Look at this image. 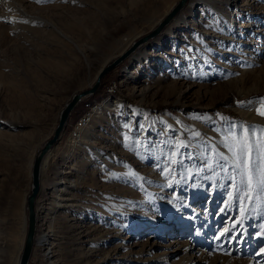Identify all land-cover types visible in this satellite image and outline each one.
I'll list each match as a JSON object with an SVG mask.
<instances>
[{
	"label": "rangeland",
	"instance_id": "obj_1",
	"mask_svg": "<svg viewBox=\"0 0 264 264\" xmlns=\"http://www.w3.org/2000/svg\"><path fill=\"white\" fill-rule=\"evenodd\" d=\"M177 1L0 2V264L18 263L32 159L52 135L66 100L90 86L102 66L158 24ZM217 1L227 10L224 0ZM238 1L247 9L248 26L237 16L222 19V38L205 29L211 33L205 46L189 27L200 17L201 25H210L215 14L198 4L192 19L186 14L194 0H188L157 38L108 71L96 92L72 109L60 139L44 157L36 198L35 233L46 230L56 215L55 255L44 259L34 241L28 264H264V191L257 186L248 193L226 147L241 126L252 128L246 135L253 155L256 142L264 139V115L257 112L264 106V0ZM20 12L39 20L22 18ZM183 17L186 24L180 23ZM229 23L234 27L228 31ZM178 25L185 27L186 41L180 36L175 44ZM170 30L174 34L167 35ZM187 34L203 49L212 40L218 44L206 54L188 44ZM183 46L190 50L179 58ZM160 48L174 52L166 55L180 62L176 67L160 63L154 71H173L175 85L170 78L126 75L137 58L145 62L144 54ZM247 52L257 59L254 64L245 60ZM184 75L185 81L179 79ZM145 79L151 81L146 87ZM179 82L195 85L183 94ZM108 98L123 100L145 116L131 120L114 111L104 120L93 109ZM88 101L92 108L84 112ZM84 128L97 135L92 142L78 140ZM62 170L69 173L62 198L70 200L52 213L48 208L58 196L51 184ZM152 221L155 226L149 227ZM188 242L195 251L186 256L179 249Z\"/></svg>",
	"mask_w": 264,
	"mask_h": 264
},
{
	"label": "bare ground",
	"instance_id": "obj_2",
	"mask_svg": "<svg viewBox=\"0 0 264 264\" xmlns=\"http://www.w3.org/2000/svg\"><path fill=\"white\" fill-rule=\"evenodd\" d=\"M3 1H6V0H0V2H3ZM188 1V0H187ZM187 1H186V3H187ZM221 1H223V0H221ZM232 2H233V4H232ZM248 2V1H247ZM186 3H185V5H186ZM223 3L224 4H226L228 7H227V10H225V9H223V7H221V6H219V5H222V4H219V1H217V0H194V2L193 3H191L190 4V6H189V12L186 14L187 16L189 15V16H191L192 17V19L194 18V11H196V9H195V6H197L198 4H202V5H208L209 6V10L212 12V13H214L215 15H214V18H213V20H211V23L212 24H206V26L204 27V25H201L202 23L203 24H205V20H203V21H200L201 20V18L202 17H200L199 19H197V20H195L193 23H192V25L189 27L192 31L194 30L195 32H197V33H192V35L193 36H195L196 38H197V36L199 35V37L201 36L202 37V44H204L205 46H206V43H205V40H204V38L207 36V35H209V34H211L210 32H208V30H205V29H210V28H213L215 31H216V34H214V38H216V39H220V38H222L221 36H220V34H221V31L220 30H218V29H220V28H222L223 29V25L221 24L223 21H222V19H227V20H230L231 19V21L232 20H236V18L237 17H240V24H243V25H246V26H248V24H247V20H246V17H245V15H244V12L243 11H247V9H242L241 7L243 6V3H239V1L238 0H224L223 1ZM245 3V2H244ZM230 4H232V5H230ZM230 6H231V8H230ZM15 9H17V11H21L22 9H20L19 7H14ZM182 9V8H181ZM180 10V9H179ZM177 13H178V11H177ZM20 14H21V16H22V18L24 17V18H27V19H29V20H39V18H37V17H35V16H31V15H28V14H26V13H24V12H20ZM248 14L250 15V12H248ZM177 14H175L174 16H172V18L166 23V24H164L163 26H162V29L160 30V32H159V34H157V35H155L154 36V38L153 39H155V38H157L160 34H161V32L163 31V29L172 21V19L176 16ZM185 15V16H186ZM232 16H235V19L232 17ZM237 16V17H236ZM20 18V17H19ZM182 20V21H181ZM161 21V20H160ZM180 23H182V24H186V20H185V17H183L182 19H180ZM211 25H213V27L211 26ZM214 25H216L217 27H215ZM234 25V24H233ZM179 26V31H177V32H174V33H171V30L167 33V35H170V34H174L173 35V40H174V42H175V44H176V42H177V39H180L181 37L180 36H183V38L185 39V41H186V37L184 36L185 35V33H182L181 34V31L185 28V27H183L182 25L180 26V25H178ZM228 26V31L230 30V29H232L234 26H232V25H230V23L227 25ZM207 27V28H206ZM220 27V28H219ZM245 28V27H244ZM241 31V30H240ZM59 33L61 34V32L59 31ZM214 33V32H213ZM198 34V35H197ZM190 34H187L186 36H187V38L190 40V42L188 43V44H190L191 45V47H195V48H198L200 51H203V50H207V52H206V54L209 52V53H212L211 52V45L212 44H216L217 43V40H212V41H210L209 43H210V46L209 47H207V48H204L203 49V47L201 46V45H199L198 43H196V41H193L192 39L194 38V37H191V36H189ZM65 36V35H64ZM224 37V36H223ZM149 39L148 41L150 42V41H152L153 39ZM132 41V40H131ZM129 42L128 44H126V47H125V49L133 42ZM146 43V42H145ZM144 43V44H145ZM148 43V42H147ZM144 44H142L140 47H142ZM174 44V45H175ZM218 44V43H217ZM155 46H157L156 44H155ZM162 46V45H161ZM140 47H138L132 54H130L129 56H131V55H134V53L135 52H138L139 51V48ZM174 49V48H173ZM213 49V48H212ZM158 50H162V48H160V49H155V50H152V51H149L148 53H146V54H144L145 56H144V58H143V60L145 61V62H143L141 59H139V58H137L136 59V61H135V63H134V65H133V67H134V70H127V71H125L126 72V75H130V74H133L134 75V79H137V78H139L140 77V74H141V76H143V75H146L147 76V78L148 77H153L152 79L155 81V80H158V79H166V78H168V80H169V78L173 81L172 82V84H176V81H178V78H176L177 76H173V74H171V72H173V71H171V72H164L163 70H164V68H162L161 70H158V74L156 73V71H154L156 68H160V63H165L164 64V66H166L167 64L168 65H170V66H174V67H176V64H178L177 62H180L179 61V59H174L173 61L172 60H170L169 58H168V56L166 55V53L167 54H173L174 52H172V51H168V52H165V54H164V52L163 51H161V52H158ZM171 50V49H170ZM176 50H178V49H176ZM175 50V51H176ZM190 50V48L188 47H186V46H183V47H181V49H179L178 50V57L179 58H182L183 57V53H186V52H188ZM209 50V51H208ZM251 50V49H250ZM122 53V52H121ZM221 53H222V51H221ZM246 54H248L249 56H245L244 58H246L245 60L247 61V62H251L252 64H254L256 61H257V59L255 60V59H253L255 56L254 55H252L253 53L252 52H247ZM261 54V53H260ZM260 54L259 55H256V56H260ZM164 55V56H163ZM156 57H159V59H157V61H155V58ZM185 57V56H184ZM175 58V57H174ZM181 60V59H180ZM223 60V59H222ZM243 60V59H242ZM151 61H153V62H151ZM182 62V61H181ZM228 62H230V61H228ZM228 62H220L222 65H223V67H229V65H228ZM205 64H207V62L205 61L204 62ZM107 64V63H106ZM231 64V63H230ZM167 65V66H168ZM163 66V67H164ZM103 67V66H102ZM101 67V68H102ZM231 67V66H230ZM100 68V69H101ZM233 69H235V68H233ZM251 73H253V71H255L253 68H251ZM153 72H155V74H152ZM98 74V73H97ZM97 74H95V76H94V79H93V81L89 84V85H91L94 81H95V79H96V76H97ZM184 73H182V75H183ZM150 78H149V80H150ZM182 78V80L185 78L186 79V77H185V75L184 76H181V77H179V79H181ZM207 78V77H206ZM148 79H145L143 82H145V85H144V87H146L148 84L147 83H149V82H151V81H149ZM183 81H185V80H183ZM195 83V82H194ZM178 84V83H177ZM179 86L178 87H180L181 89H184L182 92H183V94H187V93H189L190 92V90L192 89V85H195V84H192V83H189V84H183L182 82H179ZM177 86V85H176ZM176 86H174V87H176ZM183 87V88H182ZM87 96H84L80 101H82L84 98H86ZM81 103V102H80ZM114 111H116V112H119L120 113V115L121 116H123V117H131L132 119L131 120H135L138 116L139 117H144L145 115V111H139L136 107H134V106H130L129 104H127L126 102H124L123 100H120V99H116V98H108V99H106V100H104L100 105H98V106H96L94 109H93V113L95 114H98V115H100V118H105V117H108V114H110V112H114ZM118 113V114H119ZM112 114V113H111ZM192 117V119L194 120V119H196V120H200V117L199 116H194V115H192L191 116ZM90 118V117H89ZM105 120V119H104ZM84 123V122H83ZM83 127V126H82ZM85 127V126H84ZM65 129V128H64ZM64 129L62 130V132L60 133V136H59V138H58V140L60 139V137H61V135H62V133H63V131H64ZM80 134H78V140L80 141V140H83L84 138H86V139H89V140H91V142L93 141L92 139L93 138H96L97 137V135H96V137H95V134H94V132H90L89 131V129H80ZM97 133V132H96ZM58 140L47 150V152L45 153V155H44V157L48 154V152L50 151V149L52 148V147H54L55 145H56V143L58 142ZM77 140V141H78ZM88 141V140H87ZM89 142V141H88ZM107 151V149L105 148V151H104V155L108 158L109 157V154L106 152ZM98 154H101L102 152H97ZM97 153H95V154H97ZM55 154V153H54ZM51 156V155H50ZM49 156V157H50ZM44 157H43V160H44ZM48 157L46 156L45 157V160L47 159ZM53 159V158H52ZM103 159V158H102ZM42 160V162H44ZM106 161V160H105ZM46 163H47V161H46ZM54 164V163H53ZM41 165H42V163H41ZM56 165V164H55ZM65 165V164H64ZM51 166V165H50ZM66 166V165H65ZM64 166V167H65ZM71 168V167H70ZM41 169V168H40ZM64 169V168H63ZM57 170V169H56ZM57 172V171H56ZM68 173V170L65 172V171H60V172H57V173H54V180H56V181H54L51 185H52V189H53V193L54 194H57V199H54V200H52L51 201V203H50V205H51V207H49L48 208V210L50 211V212H52V213H56L57 212V210L59 209V207L60 206H63V203H61L62 201H64V200H70V198H68V199H64V198H62V193L63 192H65L66 190H67V188H66V184H68V180H67V178H68V175H69V173ZM39 180H40V177H39ZM80 180V179H79ZM71 181V180H70ZM75 182V181H74ZM70 183V182H69ZM78 183V182H77ZM74 185H75V183H74ZM75 188V187H74ZM39 190H40V184H39ZM39 190H38V192H39ZM71 192V191H70ZM53 193H52V195H53ZM69 193V192H68ZM37 195H38V193H37ZM37 195H36V198H37ZM72 195V194H71ZM36 198H35V211H36V218H37V215H38V210H37V208H36ZM53 198H56V197H53ZM71 198H72V196H71ZM49 205V204H48ZM49 205V206H50ZM53 206H54V208H53ZM65 206H69V204H66ZM64 206V207H65ZM55 216L56 215H53V216H51V221H50V223L47 225V229L46 230H43V229H40L41 231H39V232H37V233H35V231H34V241H35V244H37L39 247H41V250H42V253H41V257H43L44 259H50V258H53V256L55 255L54 253H53V247H54V244H56V242H54L55 241V237H56V235H55V231H54V225H53V223H54V221H55ZM155 223V222H154ZM150 226H155L154 224H153V221L151 222V224L149 225V227ZM35 229H36V226H35ZM45 229V228H44ZM140 230L142 229V227L141 228H139ZM143 229H145V228H143ZM43 230V231H42ZM38 231V230H37ZM135 232V234H138V233H140L141 231H134ZM148 232V231H147ZM151 233H153V231H151V232H149V236H150V238H152V234ZM134 234V235H135ZM59 236V235H58ZM131 245V244H130ZM151 245H153V244H150L149 246H151ZM166 248V247H165ZM168 248V247H167ZM178 248V247H177ZM174 249V248H173ZM176 249V248H175ZM179 249V248H178ZM1 251H3V250H1ZM177 251V250H176ZM176 251H174L173 250V252H176ZM179 251H181L184 255H186V256H188V255H190V254H192L195 250H194V248L191 246V244H189V242H188V244H183L182 245V247H181V249H179ZM136 253V252H135ZM138 255V254H137ZM164 256H165V254H164ZM13 264H17V262L16 261H14V263Z\"/></svg>",
	"mask_w": 264,
	"mask_h": 264
},
{
	"label": "water",
	"instance_id": "obj_3",
	"mask_svg": "<svg viewBox=\"0 0 264 264\" xmlns=\"http://www.w3.org/2000/svg\"><path fill=\"white\" fill-rule=\"evenodd\" d=\"M186 1L187 0H178L175 3V5L171 8V10L161 19V21L158 22V24L152 27L145 34L140 35L126 49H124L120 55H118L117 57L109 61L107 64H105L99 70L95 81L90 86L73 92L62 106L59 112L57 123L53 129L52 135L49 138H47L43 142V144L37 149L32 159L30 190L28 195L26 196V210H27L26 230L17 264H28L33 249L34 231L36 226L35 198L39 190L40 168L43 157L47 152V150L58 140L60 133L67 124L72 109L80 102V100L84 96H89L96 92V90L99 88L100 84L102 83L105 73H107L112 68L117 66L122 60L127 58L142 44H144L149 39L157 35L162 29V26L166 24L172 18V16H174L177 13V11H179V9L182 6L185 5Z\"/></svg>",
	"mask_w": 264,
	"mask_h": 264
},
{
	"label": "snow or ice",
	"instance_id": "obj_4",
	"mask_svg": "<svg viewBox=\"0 0 264 264\" xmlns=\"http://www.w3.org/2000/svg\"><path fill=\"white\" fill-rule=\"evenodd\" d=\"M257 112L260 115H264V106L258 108ZM235 127L230 126V128ZM241 128L242 132L232 136V142L226 145L232 154L230 162L238 170L241 183L246 184L248 193H251L257 186L260 187L261 191H264V139L256 142V153L253 155L252 144L246 135L252 131V128H243V126ZM261 131H264V129H261ZM221 159L228 162V158L223 155H221ZM248 198L250 199L251 197L249 196ZM257 235H260V233H257Z\"/></svg>",
	"mask_w": 264,
	"mask_h": 264
},
{
	"label": "trees",
	"instance_id": "obj_5",
	"mask_svg": "<svg viewBox=\"0 0 264 264\" xmlns=\"http://www.w3.org/2000/svg\"><path fill=\"white\" fill-rule=\"evenodd\" d=\"M106 75H107V73L105 74L104 77H106ZM104 79H105V78H104ZM104 79H103V80H104ZM95 102H97V101L94 100V103H95ZM91 105H92V102H89V101H88V102L86 103L87 108L84 110V112L87 111V109H91V108H92ZM82 110H83V109H82ZM82 110L79 112V115H80V113L82 112ZM84 112H83V113H84ZM83 113H82V114H83ZM229 113H230V112H229ZM82 114H81V115H82ZM231 114H232V113H231Z\"/></svg>",
	"mask_w": 264,
	"mask_h": 264
}]
</instances>
